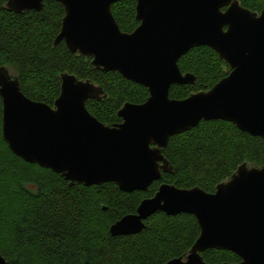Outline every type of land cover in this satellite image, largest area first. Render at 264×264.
<instances>
[{"label":"water","instance_id":"1","mask_svg":"<svg viewBox=\"0 0 264 264\" xmlns=\"http://www.w3.org/2000/svg\"><path fill=\"white\" fill-rule=\"evenodd\" d=\"M64 8L53 44L63 41L71 53L90 56L103 71H117L148 90L140 103L125 102L120 122L104 124L86 108L103 90L89 79L60 74L53 104L33 100L19 80L0 67L1 135L9 150L25 162L60 174L70 184L113 182L121 191L145 190L168 162L162 154L169 137L201 120H224L264 139V3L260 11L239 0H135L138 25L122 31L110 6L120 0H56ZM15 13L41 10L43 0H7ZM224 8V9H223ZM196 46H208L229 71L207 90L182 99L169 97L173 84H191L179 58ZM157 211L189 213L199 234L186 256L164 264H208L200 252L223 249L236 262L264 264V164L238 165L231 176L207 192L162 182L142 199L134 213L109 226L111 235L140 232ZM0 254V264H5Z\"/></svg>","mask_w":264,"mask_h":264},{"label":"trees","instance_id":"2","mask_svg":"<svg viewBox=\"0 0 264 264\" xmlns=\"http://www.w3.org/2000/svg\"><path fill=\"white\" fill-rule=\"evenodd\" d=\"M0 0V67L12 70L21 91L29 98L53 104L60 90V74L89 79L103 90L100 98L86 100L87 110L107 125L120 122L117 111L125 102L148 97L144 86L117 71L103 72L90 56L71 53L63 41L53 44L64 16L56 0H43L41 10L15 13ZM260 11L264 0H239ZM135 0L111 4L112 15L124 32L132 31ZM182 73H192L191 84H173L169 97L182 99L209 89L229 71L228 64L208 46H196L178 60ZM0 99V254L5 264H164L185 257L199 234L192 214L167 215L162 211L144 220L135 234L111 235L109 226L160 183L181 188L198 186L212 192L243 162L264 164V139L239 130L224 120H201L189 130L169 137L162 154L168 170L145 190L124 192L113 182L84 186L70 184L60 174L13 154L1 135ZM208 264L240 258L223 249L200 252Z\"/></svg>","mask_w":264,"mask_h":264},{"label":"rangeland","instance_id":"3","mask_svg":"<svg viewBox=\"0 0 264 264\" xmlns=\"http://www.w3.org/2000/svg\"><path fill=\"white\" fill-rule=\"evenodd\" d=\"M91 58H92V57H91ZM9 73H10L11 76H15V74H14V72H13L12 70H10ZM247 166H252V165L248 163ZM235 171H236V170H235ZM235 171H234V172H235ZM234 172H233V173H234ZM228 178H229V177H228ZM228 178H227V179H228Z\"/></svg>","mask_w":264,"mask_h":264},{"label":"flooded vegetation","instance_id":"4","mask_svg":"<svg viewBox=\"0 0 264 264\" xmlns=\"http://www.w3.org/2000/svg\"><path fill=\"white\" fill-rule=\"evenodd\" d=\"M224 9V8H223ZM139 23V22H138Z\"/></svg>","mask_w":264,"mask_h":264}]
</instances>
